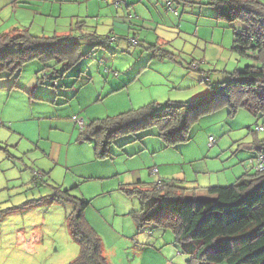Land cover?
<instances>
[{"label":"rangeland","instance_id":"rangeland-1","mask_svg":"<svg viewBox=\"0 0 264 264\" xmlns=\"http://www.w3.org/2000/svg\"><path fill=\"white\" fill-rule=\"evenodd\" d=\"M208 1L0 0V36L27 30L52 37L86 21L87 30L126 37L84 57L76 68L88 70L87 83L75 77L76 68L53 78L38 59L22 68L16 85V76L0 78V264H69L79 257L67 222L73 204L51 200L58 188L90 201L85 216L108 264L185 261L171 226H137L133 212L141 211V200L126 189L139 179V187H149L161 177L201 196L210 185L233 184L257 169L255 150L242 143L258 132L264 138V130L255 132L264 115L244 108L231 115L228 106L195 110L185 132L189 140L165 146L152 126L120 136L107 158L97 156L94 142L80 139L74 118L87 125L151 102L195 100L253 63L234 49L241 23L217 18ZM133 37L140 45L129 44ZM82 47L88 51L91 43Z\"/></svg>","mask_w":264,"mask_h":264},{"label":"trees","instance_id":"trees-1","mask_svg":"<svg viewBox=\"0 0 264 264\" xmlns=\"http://www.w3.org/2000/svg\"><path fill=\"white\" fill-rule=\"evenodd\" d=\"M122 2L117 5L113 1L116 6ZM207 4L216 9L217 18L241 23L235 32L234 49L241 56L251 58L253 63L237 70L231 80L211 87L209 92L195 100L151 102L115 117L83 124L80 139L94 142L98 157H109L110 145L120 136L136 135L152 126L159 127L158 135L163 138L165 146L189 140L186 136L192 120L189 115L195 110L202 114L228 106L231 115L239 108L256 116L264 115V2L209 0ZM171 7L172 2H169L168 8ZM76 27L72 29H77L74 32L71 30L52 37L35 36L27 30L1 35L0 78L7 74L18 78L22 68L34 59L52 68L53 78H58L76 68L84 57H90L96 46L106 47L119 39L118 36L107 37L96 30H87L86 21H79ZM131 39L140 45L136 37L129 39L130 45H133ZM83 41L91 43L88 51L83 50ZM109 69H106L108 74ZM115 72L117 75L114 76L118 77L119 73ZM75 77L82 83L92 79L83 67L76 68ZM263 130L264 125H257L255 132ZM258 133L253 141L242 143V146L255 150L253 162L256 166V159L264 155V138L260 139ZM215 141L210 137V145ZM151 173L157 175L158 168ZM142 183L139 180L132 188L126 189L129 195L141 200V211L133 212L137 226H171L177 249L186 256L184 264H264V169L247 171L227 186L210 185L207 195L201 196L197 192L189 193V188L176 179L159 177L153 185L144 188L139 187ZM51 200L73 204L67 222L81 251L79 257L69 264H108L102 239L85 216L90 201L73 195L69 189L59 188Z\"/></svg>","mask_w":264,"mask_h":264},{"label":"crops","instance_id":"crops-1","mask_svg":"<svg viewBox=\"0 0 264 264\" xmlns=\"http://www.w3.org/2000/svg\"><path fill=\"white\" fill-rule=\"evenodd\" d=\"M118 14H122V13H118ZM112 33H114L113 31H112ZM119 37V41H121V40H123L122 39V36H118ZM20 76V75H19ZM133 80V79H132ZM17 82H18V78H17V80L15 81V85L17 84ZM126 84H128V83H125L124 85H126ZM13 85V84H12ZM124 85H122V86H124ZM79 117H76L75 116V118H74V121L75 122H77L76 121V119H78ZM160 173V171H159V168H158V173H157V175ZM157 175H154V176H157ZM140 180V179H139ZM139 180H137V181H139ZM161 258H163V257H161ZM186 260V259H185ZM184 260H180V261H177V260H175V259H172V260H169V259H167L166 258V260H163L162 259V262H157L156 264H184ZM220 264H224V263H220Z\"/></svg>","mask_w":264,"mask_h":264},{"label":"built area","instance_id":"built-area-1","mask_svg":"<svg viewBox=\"0 0 264 264\" xmlns=\"http://www.w3.org/2000/svg\"><path fill=\"white\" fill-rule=\"evenodd\" d=\"M117 5L121 3V0H113ZM131 42L133 43V45H138V41H136L135 39H131ZM115 75H117V73L115 72L114 73ZM77 122H80L81 123V128L83 127V121H79L78 119H76ZM260 129H263V128H260ZM257 160V168L260 169V170H263L264 169V155L259 157ZM156 171V169L154 170Z\"/></svg>","mask_w":264,"mask_h":264}]
</instances>
